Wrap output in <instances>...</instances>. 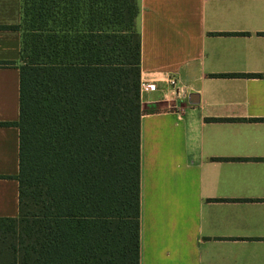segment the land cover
Wrapping results in <instances>:
<instances>
[{
	"label": "crops",
	"instance_id": "0c3cea01",
	"mask_svg": "<svg viewBox=\"0 0 264 264\" xmlns=\"http://www.w3.org/2000/svg\"><path fill=\"white\" fill-rule=\"evenodd\" d=\"M139 7L140 264H264V0ZM21 21L22 0H0V218L19 216L3 179L19 173V129L3 123L19 120L20 71L3 62L22 34L3 26Z\"/></svg>",
	"mask_w": 264,
	"mask_h": 264
},
{
	"label": "trees",
	"instance_id": "16d2710c",
	"mask_svg": "<svg viewBox=\"0 0 264 264\" xmlns=\"http://www.w3.org/2000/svg\"><path fill=\"white\" fill-rule=\"evenodd\" d=\"M139 0H22L19 216L0 264H140ZM18 64V65H17Z\"/></svg>",
	"mask_w": 264,
	"mask_h": 264
},
{
	"label": "built area",
	"instance_id": "2783aa9c",
	"mask_svg": "<svg viewBox=\"0 0 264 264\" xmlns=\"http://www.w3.org/2000/svg\"><path fill=\"white\" fill-rule=\"evenodd\" d=\"M165 81L169 84V86H171L173 89H179V79L174 77V76H170V77H166ZM157 88V86L155 84H151V85H147L145 86V89L147 91H155ZM142 90H143V86H142ZM180 90V89H179Z\"/></svg>",
	"mask_w": 264,
	"mask_h": 264
},
{
	"label": "water",
	"instance_id": "95a60500",
	"mask_svg": "<svg viewBox=\"0 0 264 264\" xmlns=\"http://www.w3.org/2000/svg\"><path fill=\"white\" fill-rule=\"evenodd\" d=\"M190 98H191V100H190V101H191V103H195L194 99H197L198 97H197V96H195V95H193V96H191Z\"/></svg>",
	"mask_w": 264,
	"mask_h": 264
}]
</instances>
